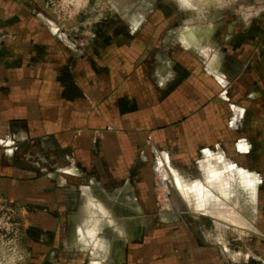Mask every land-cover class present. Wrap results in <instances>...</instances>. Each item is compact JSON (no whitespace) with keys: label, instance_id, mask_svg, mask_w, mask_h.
<instances>
[{"label":"crops","instance_id":"1","mask_svg":"<svg viewBox=\"0 0 264 264\" xmlns=\"http://www.w3.org/2000/svg\"><path fill=\"white\" fill-rule=\"evenodd\" d=\"M146 6L134 18L124 13L94 21L85 18L84 9L60 24L39 0H0V197L26 209L29 264H42L35 249L44 247L42 239L28 241L29 234L57 238L64 230L65 264L88 259L89 264H246L239 251L226 256L229 237L205 241L187 219L153 233L144 230V218L151 214L132 185L135 137L145 139L149 152L151 122L157 137L165 139L171 125L175 137L182 135L178 122L183 120L196 146L208 148L220 120L228 134L225 151L247 146L246 109L226 94L246 80L247 66L264 73L261 45L257 37L247 43L241 20L233 29L230 18L213 15L200 19L201 34L185 26L165 36L167 18H146ZM188 29L201 37L200 48L182 43V30L197 43ZM219 31L221 47L215 49ZM215 85L225 91L215 93ZM219 101L227 108L221 115ZM161 162V179H170L188 207L164 211L180 217L217 215L223 233L246 224L228 209L231 199L239 200L230 191L235 184L246 191L247 183L255 191V185L234 161L225 174L217 157L208 159L202 189L187 185L181 173ZM89 250L90 257L81 260Z\"/></svg>","mask_w":264,"mask_h":264},{"label":"rangeland","instance_id":"2","mask_svg":"<svg viewBox=\"0 0 264 264\" xmlns=\"http://www.w3.org/2000/svg\"><path fill=\"white\" fill-rule=\"evenodd\" d=\"M142 4L147 5L143 11V16L146 18L159 16L167 18L166 30L162 31L165 36L185 26H192L197 33H202L204 24L200 19L205 18L206 15H213L215 18H230L233 29L239 27L234 23L237 20H241V28L239 29L246 32L244 39L248 41L247 43L256 41V34L259 37L262 35L258 43L264 49V0H89L85 8L86 12H83L87 13L85 14L86 19H92L93 21L96 17H116L124 13L130 18H134ZM247 14L248 16L254 15L247 21L245 19ZM242 20L245 22L250 21V23L247 26H243ZM188 30L197 43L190 44L184 40H182V43L188 47L196 46L200 48L201 37L195 36L190 29ZM221 34L222 31L216 34L217 39H215V44H213L217 47L215 49L221 47ZM217 43L219 44L216 45ZM261 57L262 63L259 66L264 69V54ZM246 75V80L242 79L239 85L230 86L226 96L231 97L237 103V106L246 109L247 126H250L245 137L250 141L247 146L241 147V150L237 146L234 152L230 153L225 151V141L228 140V136L225 138L223 135L228 134L221 128L222 121L220 120H215V143L213 146L208 145V148L196 146V142L188 136V121L182 120V122H178V124L180 123L178 129H182V135L178 134L177 138L174 135V126L168 127L170 131H168L169 133L167 132L168 136L165 139L157 137L158 127L156 122H151L149 152L145 150V143H142V140L145 139L139 136L135 137V164L132 185L136 198L138 200L144 198V205L146 202L147 205L145 206L146 208L149 207L150 210V217L144 218L143 221L145 231L149 230L150 233H153V231H159V226L171 225L179 223L182 219H187L191 228L205 241L217 243L220 242L218 239H221L223 235L226 238L229 237L227 257L234 256L239 251L245 256L243 257L246 260V264H264V73H257L253 68H250ZM242 78L245 79V77ZM214 89L215 93L220 91L216 85ZM257 90L261 94L260 98L254 97ZM224 91L225 88L221 89L219 93ZM215 97L217 96L215 95ZM244 101L247 102V106H244ZM225 107V104L221 101L217 102L216 112L220 115L227 112ZM254 125H256L255 134H253ZM230 139L233 140L232 137ZM206 149H209V154H207L209 151H206ZM180 150L182 152H179ZM212 157H217V161L222 166L221 170L225 174L229 172L228 165L234 161L233 165L235 167L238 165L239 171L245 174L246 180L254 182L255 185V191H253L247 183V194L238 185L232 186L231 196L236 197L238 195L239 200L231 199L228 209L240 214L246 224L240 225L241 227L237 229L230 228L231 231L225 230L224 233L222 232V218L217 215L207 213V216L194 217L185 214L180 217L164 211L169 209L173 212L175 209H182L183 212H186L188 207H184L182 201L179 200L177 195L179 191L170 182V179H166V182L161 179L159 161H162V165H170L181 173L187 185L200 184L199 186L202 189V187H206L203 164ZM90 171L93 174V170ZM252 192L255 193L254 201L250 198L251 195L253 196ZM201 203L204 204L205 201ZM226 205L228 206L227 202ZM163 212H166L169 216L160 217L157 215ZM42 235L39 232H32L27 236L28 241L31 242H37V240L42 239L40 244L44 245V247L37 245L38 248L35 249L37 252V255L35 254L36 257L42 259V264H65L66 258H69V253L65 251V240L68 239V234H65V230L63 233L58 234L57 238H55V234ZM202 241L201 243L205 244ZM25 247L30 252L27 245ZM85 254L86 256L83 255V257L80 255L81 260L90 257V250L86 251ZM74 259L78 260V256ZM85 261L84 264H89L91 260Z\"/></svg>","mask_w":264,"mask_h":264},{"label":"built area","instance_id":"3","mask_svg":"<svg viewBox=\"0 0 264 264\" xmlns=\"http://www.w3.org/2000/svg\"><path fill=\"white\" fill-rule=\"evenodd\" d=\"M51 19L64 24L82 12L89 0H39ZM26 209L0 197V264H29L24 244Z\"/></svg>","mask_w":264,"mask_h":264},{"label":"flooded vegetation","instance_id":"4","mask_svg":"<svg viewBox=\"0 0 264 264\" xmlns=\"http://www.w3.org/2000/svg\"><path fill=\"white\" fill-rule=\"evenodd\" d=\"M260 12H261V10H260ZM260 12H259V13H260ZM259 13H258V14H259ZM258 14H257V15H258ZM251 18H252V17H251ZM242 21H243V20H242ZM243 22H245V21H243ZM245 23H250V21H249V22H245ZM244 32H245V31H244ZM245 33H246V32H245ZM245 33L242 34V35H245ZM255 36H256V37L258 38V40H259V38H261L262 35L259 37L258 34H256ZM257 43H258V41H257ZM258 44H260V43H258ZM260 45H261V44H260ZM247 47H251V45L248 44ZM260 47H261V46H260ZM259 54H260V55L264 54V49H263V48H261ZM261 59H262V58H261ZM245 69H247L246 71L248 72V66H247ZM260 96H261V94H260L259 91L257 90V92H255V96H254V97H258V98H260Z\"/></svg>","mask_w":264,"mask_h":264},{"label":"bare ground","instance_id":"5","mask_svg":"<svg viewBox=\"0 0 264 264\" xmlns=\"http://www.w3.org/2000/svg\"><path fill=\"white\" fill-rule=\"evenodd\" d=\"M195 4H196V6H198V4L196 3V2H194ZM181 33L183 34V40L186 42V43H190V44H192V43H196L195 41H193L192 39H191V37H189L188 35H187V31L186 30H182L181 31ZM195 45V44H194Z\"/></svg>","mask_w":264,"mask_h":264}]
</instances>
